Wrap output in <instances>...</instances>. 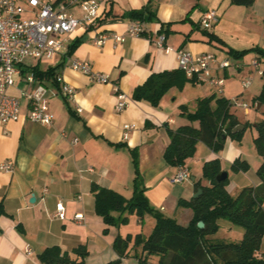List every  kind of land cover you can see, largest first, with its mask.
<instances>
[{"label": "crops", "instance_id": "crops-1", "mask_svg": "<svg viewBox=\"0 0 264 264\" xmlns=\"http://www.w3.org/2000/svg\"><path fill=\"white\" fill-rule=\"evenodd\" d=\"M21 1L26 7L23 17H32L27 0ZM60 2L53 1L56 8ZM145 8L151 11L143 23L145 35L129 36L118 44L108 38L98 45L92 39L96 32L77 29L66 34L64 55L33 58L36 61L31 64L25 59L32 57L23 59L21 73L14 76V83L7 90L20 97L19 118L0 121V164L12 161L11 171L0 169V264H44L38 254L53 245L72 258L73 249L84 245L88 251L86 264L109 262L117 257L113 248L117 231L95 212L94 184L130 198L137 176L145 187L148 203L169 217L167 214L181 208V198L188 200L196 192L194 182L201 177L193 175L194 166L198 168L200 162L218 158L221 169L229 175V166L235 159L246 161L243 150L229 136L218 152L198 142L196 162L189 164L187 159L185 163L188 176L193 175L192 183H174L171 179L178 167L165 161L164 151L170 142V129L191 123L180 115L183 105L194 111L199 98L213 93L233 104L240 97L239 103L247 104L243 98L247 94L257 96L264 83V76L259 73L264 72V54L257 51L264 50V0H256L250 6L235 5L231 0H102V21L97 31L125 33L132 12ZM211 9L217 12L218 20L204 28L200 20ZM68 12L81 16L78 6ZM179 49L197 55L213 54L211 73L224 79L222 86L186 81L170 87L157 103L148 96L136 98L135 88L152 74L180 69ZM229 49L241 55L230 54ZM73 59L88 61L94 71L104 73L109 81L97 82L84 72L73 70ZM254 59L257 67L251 64ZM222 61L227 66L221 67ZM49 68L74 87L73 97L58 93L51 78H36L32 84L23 79L26 73L35 74V69ZM246 77L252 80L243 87ZM114 84L128 100L120 112L115 110ZM38 86L47 90L54 116L50 125L28 119L29 102L21 92ZM233 106L244 108V115L251 111L248 106ZM233 106L231 111L244 122ZM260 118L255 115L249 120ZM192 124L198 126L196 121ZM253 175L244 186L261 182L257 173ZM59 202L64 205V218L56 215ZM190 213L188 218L192 217V210ZM77 214L83 218L75 219ZM125 261L123 258L122 263Z\"/></svg>", "mask_w": 264, "mask_h": 264}, {"label": "trees", "instance_id": "trees-1", "mask_svg": "<svg viewBox=\"0 0 264 264\" xmlns=\"http://www.w3.org/2000/svg\"><path fill=\"white\" fill-rule=\"evenodd\" d=\"M256 0H231L235 5L250 6ZM147 15L145 16V14ZM151 11L147 8L134 10L132 20H140L145 23L150 18ZM131 20V21H132ZM102 18L99 15L98 24ZM141 35H145L142 32ZM230 54L241 55L229 49ZM264 54V50L257 49ZM38 79L51 78L56 84L54 68L46 71L34 70ZM264 76V74H262ZM186 81L195 82V77L189 78L181 69L165 70L152 74L142 85L135 88V97H149L153 103H157L161 96L172 86L182 85ZM255 100H264V88ZM234 104L231 100L211 94L199 98L196 101L194 111H189L186 106L181 107L180 115L191 123L170 129V142L164 151L165 161L173 166L186 163L196 151L198 142H203L214 152L220 151L226 137L240 138L243 131L233 133V128L243 123L245 128L250 126L256 130L253 140L262 162L257 169V175L261 182L256 186H247L233 197L227 189L228 178L218 182L216 175L222 170L218 158L204 162L203 174L194 182L195 190L202 189L196 198L188 200L181 198L179 206L190 208L192 217L188 224L178 223L174 218L165 216L155 210L144 194V186L135 177L134 195L130 198L105 187L93 185L92 191L95 197V212L101 216L107 225H116L127 219V212H136L143 216L148 213L155 218V225L148 236L137 234L133 247H139L141 252H135L134 256L143 264H264V117L250 122H242L231 111ZM198 122L194 126L193 122ZM135 165L137 159L134 160ZM248 163L245 160L235 159L230 165L233 172L246 171ZM226 219L233 224L240 225L244 229L239 241L213 240L210 235L218 229V220ZM204 226L200 228L198 222ZM107 232V229H104ZM131 238L117 235L113 242V248L117 257L104 264H123L122 259L129 255ZM75 257L62 251L57 245L46 247L38 254V259L44 264H86L85 258L88 251L84 245L73 249ZM145 253V254H144ZM157 254L156 262L149 261L148 255Z\"/></svg>", "mask_w": 264, "mask_h": 264}, {"label": "built area", "instance_id": "built-area-1", "mask_svg": "<svg viewBox=\"0 0 264 264\" xmlns=\"http://www.w3.org/2000/svg\"><path fill=\"white\" fill-rule=\"evenodd\" d=\"M54 0H27L32 17H23L26 7L21 0H0V121L9 122L19 118L20 97L8 93V88L14 83V76L21 73V63L25 57L37 59L53 58L56 55H64L67 52L66 34L77 29L84 32H96L93 41L101 45L108 38L115 44L124 42L127 37L140 36L143 22L132 20L125 33L98 32L99 6L102 0H61L60 6L55 7ZM78 6L81 16L77 17L68 12L69 8ZM218 20V14L211 9L203 14L200 20L204 28L212 26V22ZM163 36L160 37L162 42ZM178 65L187 77H195V82H207L211 85L221 87L223 78H217L211 73V63L215 60L213 54H193L188 50L177 51ZM226 61L220 62L221 67L227 66ZM251 64L258 66L256 59ZM73 70H80L89 75L97 82H108L109 78L102 72L94 71L91 64L85 60L73 59L70 62ZM260 74L264 72L259 71ZM23 79L27 84L36 80L33 73H26ZM252 78L246 77L242 80L243 87H248ZM58 93L64 97L71 98L75 89L66 83L60 74L55 78ZM117 94L115 110L120 112L128 104L127 96L114 84ZM21 96L29 102L28 119L45 125L53 122V114L49 106V97L44 86H38L34 90L24 89ZM244 106L243 103H234ZM0 169L11 171L12 161L0 164ZM188 168L185 164L179 165L172 182H182L188 176ZM56 215L64 218V205L59 202L56 206ZM82 215L77 214L75 219L81 220Z\"/></svg>", "mask_w": 264, "mask_h": 264}, {"label": "rangeland", "instance_id": "rangeland-1", "mask_svg": "<svg viewBox=\"0 0 264 264\" xmlns=\"http://www.w3.org/2000/svg\"><path fill=\"white\" fill-rule=\"evenodd\" d=\"M28 64L33 63L36 61V59L33 58H26L25 59ZM262 88H264V83H261L260 88L257 92V96L261 93ZM242 95V94H241ZM240 95V96H241ZM256 96V97H257ZM253 94H247L243 96V98L246 100V103H244V106H248L250 108V113L244 115V108H235L236 106H233L235 108V112L237 116H239L242 120L245 121H250L252 117L256 115V117H264V100H254L256 98ZM241 97L236 98L233 102H241ZM252 122V121H250ZM256 135V130L253 127H246L243 130V134L241 135L240 138L233 139L235 143L243 150L244 153V158L246 159L248 163V169L246 170L247 173L246 175L241 173V172H233L230 169L229 175H228V190L230 194L235 197L242 188L246 187L248 181L253 178V173L257 172V169L262 162V157L258 154L256 150V146L254 143V136ZM197 148V147H196ZM198 154V153H197ZM196 154V151L192 157L188 159V163L190 164L192 161L196 162L198 156ZM203 161L200 162V166L198 168L194 166L193 168V175H198L199 177L202 176L203 174ZM230 168V166H229ZM226 171V170H225ZM193 175H189L186 177V183H192L191 177ZM262 206H264V201H262ZM191 210L186 208V207H181L178 208L177 211L171 212L169 217H174L178 221V223L186 225L189 222V219L187 215L191 214ZM169 213V212H168ZM127 219L124 222H120L114 226L115 230L117 231V235H120L123 238L130 237V245H129V255L124 257L126 261L124 264H143L140 263L137 258H135L134 254L135 252L139 253L141 252V249L138 247L135 248L133 247L134 240L136 238V235L142 234L143 236H148L149 233L153 230V227L155 225V218L146 213L143 216L138 215L136 212H127L126 213ZM190 217V216H189ZM151 219L153 220L152 224L150 223ZM218 229L215 233L210 235V238L215 240H225V241H239L244 233V229L237 224H233L231 221L226 220V219H220L218 220ZM130 231V232H128ZM115 240V239H114ZM113 240V241H114ZM262 248H264V245H262ZM145 254V253H144ZM147 259L149 261H157L159 259V255L157 254H151L148 255Z\"/></svg>", "mask_w": 264, "mask_h": 264}, {"label": "water", "instance_id": "water-1", "mask_svg": "<svg viewBox=\"0 0 264 264\" xmlns=\"http://www.w3.org/2000/svg\"><path fill=\"white\" fill-rule=\"evenodd\" d=\"M244 128H245V126H244L243 124H238V125H236V126L233 128L232 132H233V133H236L237 131H243ZM223 138H226V136L223 135ZM227 176H228L227 171H225V170H221V171L216 175V180H217L218 182H220V181H224L225 179H227ZM201 192H202V189H201V188H198V189L196 190V192L193 194L192 197H193V198L198 197L199 194H200ZM32 199H33V198H32ZM198 226H199L200 228H202V227L204 226V223H203L202 221H199V222H198Z\"/></svg>", "mask_w": 264, "mask_h": 264}]
</instances>
